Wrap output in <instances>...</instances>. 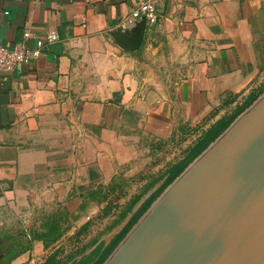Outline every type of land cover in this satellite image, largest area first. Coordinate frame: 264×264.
<instances>
[{"label": "crops", "instance_id": "0c3cea01", "mask_svg": "<svg viewBox=\"0 0 264 264\" xmlns=\"http://www.w3.org/2000/svg\"><path fill=\"white\" fill-rule=\"evenodd\" d=\"M156 7L155 25L124 28L128 0H0V45L43 50L0 81V227L29 237L25 224L53 207L64 230L82 229L142 145L208 129L264 73V0ZM118 30L140 47L117 44ZM49 32L60 41L46 48ZM24 240L9 264H38L46 242Z\"/></svg>", "mask_w": 264, "mask_h": 264}, {"label": "water", "instance_id": "95a60500", "mask_svg": "<svg viewBox=\"0 0 264 264\" xmlns=\"http://www.w3.org/2000/svg\"><path fill=\"white\" fill-rule=\"evenodd\" d=\"M114 37L131 51L141 45L122 30ZM104 264H264V95L175 179Z\"/></svg>", "mask_w": 264, "mask_h": 264}, {"label": "rangeland", "instance_id": "374dc122", "mask_svg": "<svg viewBox=\"0 0 264 264\" xmlns=\"http://www.w3.org/2000/svg\"><path fill=\"white\" fill-rule=\"evenodd\" d=\"M263 95L264 73H261L249 93L225 105L216 117L225 118L232 124ZM202 132L193 130L163 143L149 145V147L142 145V151L136 163L131 168L125 169L108 185H102L101 212L88 223L89 226L85 230H64L68 228L66 217L60 215L53 207L47 208V214L38 215L28 221L25 225H30L33 234L41 235L47 232L50 229L47 226L48 222L56 223L60 229V238L46 242V249L42 251V254H38L39 262L47 261L49 257H52L51 264H86L89 260L92 264L99 257L96 255V249L100 245H103V251L119 234L125 232V238L170 186L163 189L170 176V170L178 161L186 157L189 148L197 142ZM150 201L151 204L148 206ZM133 220L136 222L128 229ZM21 228L22 225L17 227L11 224L6 225L4 229L0 227V264H7L12 258V253L13 256L18 254L20 243L26 244L24 240L26 233Z\"/></svg>", "mask_w": 264, "mask_h": 264}, {"label": "trees", "instance_id": "16d2710c", "mask_svg": "<svg viewBox=\"0 0 264 264\" xmlns=\"http://www.w3.org/2000/svg\"><path fill=\"white\" fill-rule=\"evenodd\" d=\"M231 121H228L227 119H220L218 120L216 123L212 124L208 129L204 130L202 132L201 137L197 140V142L191 146L187 152L186 157H184L183 159H181L180 161H178L170 170V176L167 179L164 187H168L169 185H171L176 178H178L180 176V174L200 155L202 154L207 148L208 146L213 143L226 129H228V127L230 126ZM162 189V190H163ZM161 190V191H162ZM151 204V201L148 203V206ZM136 222V220L128 226V229H130V227ZM47 226L50 227V229L41 234H33L30 232V236L29 237H25L30 241L33 240H38V241H44V242H48V241H55L58 238H60L61 234H60V229L59 227L56 225V223H47ZM89 226V224H87L85 227H82V229H86ZM124 233L119 234L117 237H115L113 239V241L106 246V248L102 251V247L103 245H100L96 250V255H98V259L96 261H93L92 264H103L108 257L113 253V251L116 249V247L120 244V242L124 239ZM33 236V237H32ZM34 238V239H33ZM29 241V242H30ZM19 251L18 254L13 256L12 253V258H10L8 260L9 264L11 262V260H13L16 256L23 254L24 252H26V250L28 249V247L26 246V244L24 245V243H20V246L18 247ZM102 251V252H101ZM90 261V260H89ZM87 261L86 264H90V262ZM52 263V257H49L47 259V261H45V263L43 264H51Z\"/></svg>", "mask_w": 264, "mask_h": 264}, {"label": "built area", "instance_id": "2783aa9c", "mask_svg": "<svg viewBox=\"0 0 264 264\" xmlns=\"http://www.w3.org/2000/svg\"><path fill=\"white\" fill-rule=\"evenodd\" d=\"M132 5V10L122 21L124 28L131 27L136 21H145L149 25H155L159 20L156 7V0H128ZM24 36L28 38L30 31H26ZM60 41L55 32L47 33L44 39V47L50 48ZM43 54L42 48H30L23 43L14 46L0 45V81L7 72H15L20 65L30 64L39 59ZM27 264H35L33 261Z\"/></svg>", "mask_w": 264, "mask_h": 264}]
</instances>
